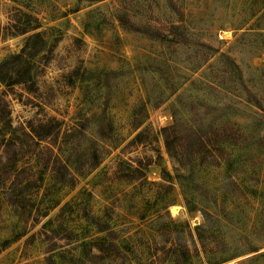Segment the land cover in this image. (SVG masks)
Here are the masks:
<instances>
[{"label":"rangeland","instance_id":"374dc122","mask_svg":"<svg viewBox=\"0 0 264 264\" xmlns=\"http://www.w3.org/2000/svg\"><path fill=\"white\" fill-rule=\"evenodd\" d=\"M21 52L0 264H264V0H0Z\"/></svg>","mask_w":264,"mask_h":264},{"label":"trees","instance_id":"16d2710c","mask_svg":"<svg viewBox=\"0 0 264 264\" xmlns=\"http://www.w3.org/2000/svg\"><path fill=\"white\" fill-rule=\"evenodd\" d=\"M28 29L26 27H23L22 32H27ZM0 76L2 78H8L13 83H23L28 82L32 79L33 73H32V65L31 63L26 62V55L24 52L21 53H14L10 55L8 58L4 59L2 62H0ZM5 108V107H4ZM3 108H0V113ZM8 113L5 115V117H8ZM4 116L0 115V120L6 119ZM171 128L174 127V125L170 126ZM163 128L162 132L164 134L165 143L168 146L169 150L171 151L174 148V139H171V135L165 131H167L168 128ZM175 134V133H174ZM41 139H44L46 136H48V133H39L38 135ZM141 136V133H139L134 141H139V137ZM11 142L6 143V150L8 149ZM94 164H99L101 161V155L98 153L97 150H94ZM6 243V242H4Z\"/></svg>","mask_w":264,"mask_h":264}]
</instances>
